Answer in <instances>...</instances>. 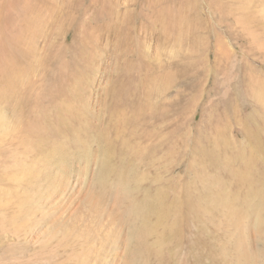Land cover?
Listing matches in <instances>:
<instances>
[{"label":"rangeland","instance_id":"1","mask_svg":"<svg viewBox=\"0 0 264 264\" xmlns=\"http://www.w3.org/2000/svg\"><path fill=\"white\" fill-rule=\"evenodd\" d=\"M245 262L264 0H0V264Z\"/></svg>","mask_w":264,"mask_h":264},{"label":"bare ground","instance_id":"2","mask_svg":"<svg viewBox=\"0 0 264 264\" xmlns=\"http://www.w3.org/2000/svg\"><path fill=\"white\" fill-rule=\"evenodd\" d=\"M236 221H239V219H236ZM245 251V250H244ZM243 251V255L242 256H244V258H246L247 259V261L249 262V260H248V250L246 249V251H247V253H246V251L244 252ZM241 252V251H240ZM251 255V254H250ZM243 258V257H242ZM250 258V257H249ZM251 260V259H250ZM243 262V261H242ZM246 263V262H245ZM244 263V264H245ZM246 264H248V263H246Z\"/></svg>","mask_w":264,"mask_h":264}]
</instances>
